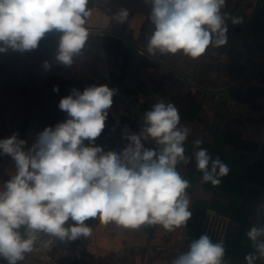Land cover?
<instances>
[{
    "label": "crops",
    "instance_id": "obj_1",
    "mask_svg": "<svg viewBox=\"0 0 264 264\" xmlns=\"http://www.w3.org/2000/svg\"><path fill=\"white\" fill-rule=\"evenodd\" d=\"M87 7L89 36L72 65L56 59L61 35L56 30L34 49L0 52V139L15 133L27 151L45 128L68 118L59 108L63 97L73 89L107 85L140 100L143 113L134 118L112 105L100 136L84 144L120 154L130 143L127 136L141 133L144 114L158 101L171 103L180 115L178 127L189 129L184 142L189 163H179L177 171L190 184L191 217L173 231L161 225H103L90 218L85 221L90 236L57 238V263L171 264L204 234L211 212L223 224V264H246L249 253L257 257L253 264H264L247 236L253 226H264V0H225L226 42L210 44L197 58L182 51L148 53L155 30L151 0H89ZM121 9L128 11L123 23L117 18ZM141 142L148 149L160 147L150 137ZM199 148L228 166L219 184L203 181L195 162ZM15 171L12 158L0 153V190Z\"/></svg>",
    "mask_w": 264,
    "mask_h": 264
},
{
    "label": "clouds",
    "instance_id": "obj_2",
    "mask_svg": "<svg viewBox=\"0 0 264 264\" xmlns=\"http://www.w3.org/2000/svg\"><path fill=\"white\" fill-rule=\"evenodd\" d=\"M88 4L89 0H0V52L34 49L46 33L56 30L61 33L56 59L72 65L89 36ZM151 5L155 30L148 40L150 54L182 51L197 58L210 44L226 42L221 12L225 0H151ZM127 17L126 9L117 14L121 23ZM116 91L107 85L82 92L73 89L59 102L68 118L54 129L45 128L27 151L25 141L15 133L0 139V153L10 156L16 168L0 190V258L8 264L24 260L40 233L61 241L90 236L92 229L85 224L90 218L132 229L161 225L167 231L190 219L186 193L190 184L177 171L179 163H189L184 148L189 129L178 127L180 115L173 104L155 103L144 114L141 133L127 136L130 143L120 154L85 146L86 140L93 144L104 129ZM149 137L158 149L144 147L141 141ZM201 143L195 141L197 146ZM195 162L203 181L213 185L229 172L205 148L195 152ZM69 220L73 223L66 227ZM247 236L264 258V241H258L264 226H253ZM224 252L222 242L213 243L204 234L171 264H223ZM256 258L252 253L244 257L246 264Z\"/></svg>",
    "mask_w": 264,
    "mask_h": 264
},
{
    "label": "built area",
    "instance_id": "obj_3",
    "mask_svg": "<svg viewBox=\"0 0 264 264\" xmlns=\"http://www.w3.org/2000/svg\"><path fill=\"white\" fill-rule=\"evenodd\" d=\"M112 105L114 108L134 118H140L143 113L142 102L122 91H116ZM216 216L214 213L208 212L205 217L206 227L204 234L208 235L213 243L222 242L223 224L220 222V218ZM20 231L23 234V228ZM56 240V237L40 233L33 251L26 253L25 259L19 261L18 264H58L57 259L53 255ZM45 244H47V247H45ZM0 264H8V262L0 258Z\"/></svg>",
    "mask_w": 264,
    "mask_h": 264
},
{
    "label": "water",
    "instance_id": "obj_4",
    "mask_svg": "<svg viewBox=\"0 0 264 264\" xmlns=\"http://www.w3.org/2000/svg\"><path fill=\"white\" fill-rule=\"evenodd\" d=\"M258 22V21H257ZM260 24V23H259ZM262 30H264V25L260 24Z\"/></svg>",
    "mask_w": 264,
    "mask_h": 264
}]
</instances>
